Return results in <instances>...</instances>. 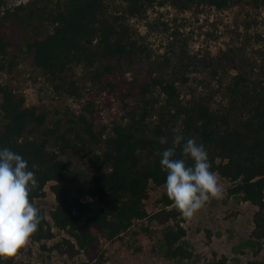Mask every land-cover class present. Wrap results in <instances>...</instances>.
Listing matches in <instances>:
<instances>
[{
	"label": "trees",
	"instance_id": "1",
	"mask_svg": "<svg viewBox=\"0 0 264 264\" xmlns=\"http://www.w3.org/2000/svg\"><path fill=\"white\" fill-rule=\"evenodd\" d=\"M116 1L30 0L3 11L2 16L9 18L16 10L21 19L51 25L28 39L27 50L57 93L79 97V82L69 77L74 67L82 65L89 80L115 89L114 63L134 59L144 51L131 19L156 4L169 2L180 10L199 4L217 9L246 2L264 4V0ZM11 46L5 25H0V72L16 65L14 57L10 58ZM232 80L226 86L229 105L214 108L198 98L185 103L174 81L154 78L141 87L134 106L126 103V116L114 121L108 133L105 128L98 130L90 106L85 108L89 113L67 110L51 117L46 110L29 105L14 85L0 81V147L21 154L30 169L35 166L32 170L38 187L30 195L35 203L51 183L56 197L50 211L53 225L87 255L101 249L102 239L112 241L135 221L150 216L145 204L149 184L165 185L159 153L173 146L176 134L202 143L212 170L233 182L230 192L259 206L254 234L264 237V81L250 84L242 74ZM157 88L166 96L163 103L155 97ZM160 137H167L168 143L160 144ZM59 151L89 158L92 177L88 185L77 183L76 174ZM159 202V210L150 217L173 223L163 232L167 256L190 257V251L180 244L187 234L184 216L168 195ZM38 208L43 218L31 239H51L54 232L47 213ZM71 239L65 241L74 245ZM16 256L0 257V264H14Z\"/></svg>",
	"mask_w": 264,
	"mask_h": 264
},
{
	"label": "rangeland",
	"instance_id": "2",
	"mask_svg": "<svg viewBox=\"0 0 264 264\" xmlns=\"http://www.w3.org/2000/svg\"><path fill=\"white\" fill-rule=\"evenodd\" d=\"M25 1L29 0H0V25L4 24L8 31L12 42L10 58L13 56L16 62L14 67L0 72V81L14 85L29 105L46 110L51 117L67 110L89 113L85 108L90 106L98 130L105 128L108 133L114 121L126 116V103L134 106L141 87L154 78L174 81L183 102L198 98L214 108L229 105L226 86L234 75H244L250 84L264 81V4L253 6L246 2L226 9L199 4L180 10L166 2L131 19L144 51L134 59L114 63L115 89L89 80L86 68L79 65L69 77L79 82L81 95L57 93L26 47L28 39L51 29V25L21 19L16 10L9 18L2 16L3 11L13 10ZM155 97L160 103L166 99L159 88ZM232 122L237 124L235 117ZM59 153L76 174L77 183L88 185L92 177L89 158L75 152ZM216 174L223 197L210 199L193 218L184 217L187 234L180 244L190 251V257H168L163 232L173 223L150 217L159 210L162 196L167 195L165 185L149 184L145 201L149 217L135 221L112 241L102 239L101 249L87 255L65 231L53 225L50 211L56 197L49 183L36 205L45 209L54 237L31 239L18 252L14 264H264V237L254 234L259 206L231 193L233 182Z\"/></svg>",
	"mask_w": 264,
	"mask_h": 264
},
{
	"label": "clouds",
	"instance_id": "3",
	"mask_svg": "<svg viewBox=\"0 0 264 264\" xmlns=\"http://www.w3.org/2000/svg\"><path fill=\"white\" fill-rule=\"evenodd\" d=\"M167 144V137L159 138ZM172 147L159 153L166 174V192L185 218H193L210 199L223 197V187L212 170L202 143L176 134ZM177 148L180 149L178 154ZM191 161V163H189ZM35 166H32L34 169ZM28 161L10 148L0 147V257L11 258L25 247L38 231L41 210L30 199L38 187L35 171Z\"/></svg>",
	"mask_w": 264,
	"mask_h": 264
},
{
	"label": "built area",
	"instance_id": "4",
	"mask_svg": "<svg viewBox=\"0 0 264 264\" xmlns=\"http://www.w3.org/2000/svg\"><path fill=\"white\" fill-rule=\"evenodd\" d=\"M29 1H30V0H29ZM18 2H19V1H18ZM27 2H28V1H27ZM27 2L25 1V2H23V3H19V5H20V4H25V3H27Z\"/></svg>",
	"mask_w": 264,
	"mask_h": 264
}]
</instances>
